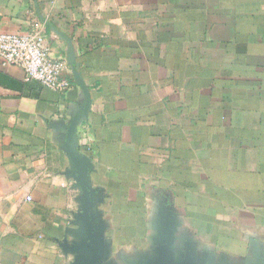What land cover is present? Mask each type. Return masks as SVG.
<instances>
[{
    "label": "crops",
    "instance_id": "0c3cea01",
    "mask_svg": "<svg viewBox=\"0 0 264 264\" xmlns=\"http://www.w3.org/2000/svg\"><path fill=\"white\" fill-rule=\"evenodd\" d=\"M29 31L70 87L0 63V264L72 263L70 59L107 263L150 257L168 213L177 252L264 264V0H0V32Z\"/></svg>",
    "mask_w": 264,
    "mask_h": 264
},
{
    "label": "water",
    "instance_id": "95a60500",
    "mask_svg": "<svg viewBox=\"0 0 264 264\" xmlns=\"http://www.w3.org/2000/svg\"><path fill=\"white\" fill-rule=\"evenodd\" d=\"M72 58V57H71ZM76 83L85 95V104L81 112L75 116L66 128L64 141L65 154L69 160L71 177L80 191L79 212L74 217L77 230L71 233V244L63 241L60 244L65 254L73 256L71 264H108L107 242L104 239V228L100 221V214L94 212L99 194L90 186V165L84 156L77 152L76 128L88 110V95L85 86L70 59ZM164 222L157 229V237L152 255L138 264H211L210 260L197 262L195 256L187 252H177L176 233L177 224L171 214H163ZM137 264V263H136Z\"/></svg>",
    "mask_w": 264,
    "mask_h": 264
},
{
    "label": "built area",
    "instance_id": "2783aa9c",
    "mask_svg": "<svg viewBox=\"0 0 264 264\" xmlns=\"http://www.w3.org/2000/svg\"><path fill=\"white\" fill-rule=\"evenodd\" d=\"M0 63L20 69L24 81H38L44 87L59 92L70 87L63 77L64 62L49 57L43 37L35 32H0Z\"/></svg>",
    "mask_w": 264,
    "mask_h": 264
}]
</instances>
